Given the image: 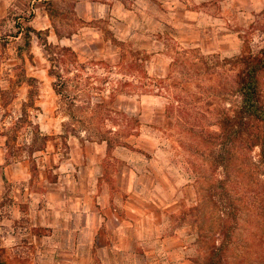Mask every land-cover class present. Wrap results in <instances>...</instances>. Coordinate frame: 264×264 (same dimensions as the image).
I'll return each mask as SVG.
<instances>
[{"label":"rangeland","instance_id":"rangeland-1","mask_svg":"<svg viewBox=\"0 0 264 264\" xmlns=\"http://www.w3.org/2000/svg\"><path fill=\"white\" fill-rule=\"evenodd\" d=\"M0 25L4 155L30 173L4 180L0 264H121L88 228L28 234V185L45 192L44 179L65 214L94 204L96 189L152 211L122 264H205L223 221L234 224L223 264H264L260 126L229 149L201 135L241 105L234 79L239 57L264 47V0H28Z\"/></svg>","mask_w":264,"mask_h":264},{"label":"crops","instance_id":"crops-1","mask_svg":"<svg viewBox=\"0 0 264 264\" xmlns=\"http://www.w3.org/2000/svg\"><path fill=\"white\" fill-rule=\"evenodd\" d=\"M22 2L27 3L28 0H0V19L8 17L13 12V8L17 4H22ZM91 3H93V6ZM85 4L87 5L88 14L95 12L97 9L94 2L80 1L78 10H80V5L84 6ZM107 7V12H109L111 5L108 4ZM78 14L82 15L83 13L79 11ZM1 27L2 25H0V32ZM4 140L5 138L0 135V203L4 198L3 185L6 176L12 180H22L27 175L28 178L30 176L29 165L27 173L25 162L14 164L6 162ZM41 186L46 187L47 190L38 194L31 191L28 185V230H30L28 234L32 233L36 236L37 234L33 232V229L35 231L37 229L41 231L42 229H49L48 231H50V228H52L53 239H56L55 237L61 233L60 229L88 228L89 235L92 236L90 241L96 243L101 237L104 238L107 245L109 242L114 245L119 255H122L121 264L128 253L136 256L142 238V229H140L142 220H144V217H152V214H145L152 212L151 210L142 209V206L129 201V198H125L121 191L112 193L109 189H105L99 193V190L96 189L92 195L94 204L80 205L65 214L63 202L66 196L59 185L44 179ZM129 197H132V195ZM90 264H93L92 259Z\"/></svg>","mask_w":264,"mask_h":264},{"label":"trees","instance_id":"trees-1","mask_svg":"<svg viewBox=\"0 0 264 264\" xmlns=\"http://www.w3.org/2000/svg\"><path fill=\"white\" fill-rule=\"evenodd\" d=\"M28 30L39 34V32L32 27H29ZM45 48L50 59L54 61L56 59L54 49L57 48V45L45 42ZM61 50L68 51L70 48L62 47ZM239 63L240 70L234 79L236 89L241 94L242 98L239 109L235 111L234 115H225L218 120V131H201V135L207 137L206 139L210 142L221 145L225 149H229L228 147H230L233 141L242 140L247 129H249L251 125H259L260 134L259 143L257 145L260 150V161L264 163V101L262 97L261 81V74L264 72V47L258 51L241 55L239 57ZM50 74L56 76L60 81L63 80V75L53 68L50 70ZM64 87H66L65 80L62 85L57 82L54 83L55 91L61 95L64 94ZM32 93L33 91L31 90L29 94L30 100L24 104V109H26L28 105L34 106ZM104 140L108 143V147L112 146L113 143L109 139L104 138ZM6 162L8 163L7 159ZM221 164L226 165V161H221ZM227 214H229V212ZM222 224V238L219 244L213 245L211 248L205 264H223L225 251L231 242L234 224L228 225L225 221H223Z\"/></svg>","mask_w":264,"mask_h":264}]
</instances>
